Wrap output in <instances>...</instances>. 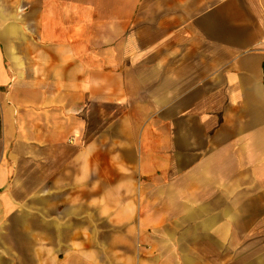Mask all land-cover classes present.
Returning a JSON list of instances; mask_svg holds the SVG:
<instances>
[{
  "label": "crops",
  "instance_id": "0c3cea01",
  "mask_svg": "<svg viewBox=\"0 0 264 264\" xmlns=\"http://www.w3.org/2000/svg\"><path fill=\"white\" fill-rule=\"evenodd\" d=\"M264 0H0V264H264Z\"/></svg>",
  "mask_w": 264,
  "mask_h": 264
},
{
  "label": "trees",
  "instance_id": "16d2710c",
  "mask_svg": "<svg viewBox=\"0 0 264 264\" xmlns=\"http://www.w3.org/2000/svg\"><path fill=\"white\" fill-rule=\"evenodd\" d=\"M262 67H263V84H264V62H263Z\"/></svg>",
  "mask_w": 264,
  "mask_h": 264
}]
</instances>
